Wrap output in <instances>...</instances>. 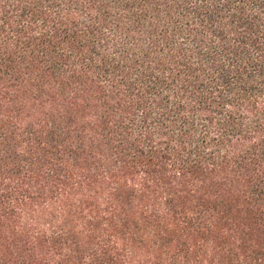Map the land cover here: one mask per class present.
I'll list each match as a JSON object with an SVG mask.
<instances>
[{"label":"trees","instance_id":"16d2710c","mask_svg":"<svg viewBox=\"0 0 264 264\" xmlns=\"http://www.w3.org/2000/svg\"><path fill=\"white\" fill-rule=\"evenodd\" d=\"M0 264H264V0H0Z\"/></svg>","mask_w":264,"mask_h":264},{"label":"rangeland","instance_id":"374dc122","mask_svg":"<svg viewBox=\"0 0 264 264\" xmlns=\"http://www.w3.org/2000/svg\"><path fill=\"white\" fill-rule=\"evenodd\" d=\"M164 250H165V249H164ZM181 254L183 255V254H185V253L183 252V253H181Z\"/></svg>","mask_w":264,"mask_h":264}]
</instances>
